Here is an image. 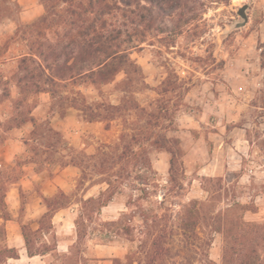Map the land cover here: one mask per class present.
Wrapping results in <instances>:
<instances>
[{"label":"rangeland","instance_id":"1","mask_svg":"<svg viewBox=\"0 0 264 264\" xmlns=\"http://www.w3.org/2000/svg\"><path fill=\"white\" fill-rule=\"evenodd\" d=\"M245 4L252 20L232 30ZM47 5L0 0V167L18 169L27 192L7 191L14 220L0 250L20 260L0 264H147L161 231L158 264H201L207 253L222 264L216 217L234 224L239 264H264V44L253 35L264 33V0H145L115 12L110 23L130 36L107 84L56 76L69 77L75 32L59 22L64 4ZM35 173L57 179L69 206L42 239L51 254L29 260L16 220L36 229L46 211ZM195 201L208 219L183 230Z\"/></svg>","mask_w":264,"mask_h":264},{"label":"trees","instance_id":"2","mask_svg":"<svg viewBox=\"0 0 264 264\" xmlns=\"http://www.w3.org/2000/svg\"><path fill=\"white\" fill-rule=\"evenodd\" d=\"M46 5L64 4L66 7L64 12L59 15L60 24L74 31L66 46V58L64 67L67 75L57 73L61 80H88L93 84H107L114 80L119 73L124 62L127 60L125 51L121 50V41L124 36L129 37L130 33L127 29L116 27L110 23V16L115 12L122 11L125 15L130 12V7L136 2L140 6L141 1L145 0H41ZM48 5L46 6L47 13ZM46 16L42 17L39 22H43ZM126 24V23H125ZM124 24V26H126ZM34 26V25H33ZM264 67V66H263ZM57 78V77H56ZM170 159L171 172L174 168L173 153ZM22 178V173L18 169H8L0 167V228L5 233V224L14 220L7 204V191L15 184H18ZM208 180V179H207ZM209 179L208 181H211ZM21 197L25 193L20 190ZM43 204L46 212L41 216L38 226L33 229L30 225L25 224L22 218L16 220L21 230L25 242V248L29 257L45 255L52 248L51 245L42 241L43 237L51 231V218L53 214L61 209L68 208L69 196L59 191L53 197L42 196ZM203 203L195 201L183 213L181 228H197L200 221L206 220L207 215L201 210ZM25 203L22 201L20 214L24 210ZM105 206V205H103ZM213 219V218H212ZM217 225L212 224L214 232L220 233L224 238V249L222 255V264H239L236 254V245L230 243L233 236L234 224L222 218H214ZM246 224V223H244ZM190 226V227H189ZM255 226V225H253ZM159 233L152 244V252L149 255L147 264H158L166 255L167 248L164 245L166 236ZM166 232V231H165ZM166 234V233H165ZM212 245V240L207 244L208 249ZM235 253V254H234ZM4 259L6 263L9 259H19L17 249H10L8 246L0 250V260ZM113 264H122L120 258L113 259ZM201 264H217L210 259L208 253Z\"/></svg>","mask_w":264,"mask_h":264},{"label":"crops","instance_id":"3","mask_svg":"<svg viewBox=\"0 0 264 264\" xmlns=\"http://www.w3.org/2000/svg\"><path fill=\"white\" fill-rule=\"evenodd\" d=\"M248 17H249V14H248ZM249 20H252V17H251V19H249ZM261 26H263L264 27V20H263V23L262 24H260ZM260 32H261V36H263V40L261 41V43H263L264 44V33H262L263 32V30H261V31H257L256 30V32H254V34L253 35H256V36H258V34H260ZM252 35V36H253ZM262 70H263V74H260L259 75V77H257V78H262V79H264V67H262L261 68ZM71 166H66V168H64L63 169V171H66L67 172V170H69V168H70ZM22 180V178L20 179V181ZM69 180H71V178L70 179H68V181ZM20 181H19V183L18 184H15V186L16 185H18V187H19V194H20V190H22L25 194H27V192L25 191V187H22L23 185H21L20 184ZM54 182H57V184H54ZM30 183L31 184H41L42 185V188H41V194H40V199L42 200V196H44V197H53V196H55L59 191H62V192H64L67 196H69V192L68 191H65L64 189H63V186L61 187V185H60V183L57 181V179H55V178H51V177H47V176H44L43 174H40V173H35L34 174V176H32V180H30ZM59 186V187H58ZM21 196V195H20ZM45 207V206H44ZM46 209V208H45ZM66 209V208H65ZM61 210H63V209H61ZM61 210H59V211H61ZM46 212V211H45ZM44 212V213H45ZM43 213V214H44ZM55 213H58V211L57 212H55ZM54 213V214H55ZM23 237V236H22ZM24 240V239H23ZM67 246V249L69 250V246L68 245H66ZM24 248H25V242H24ZM25 250H26V248H25ZM25 254H26V256H27V258L29 259V260H34L35 258H45L46 256H49L50 254H51V251L49 252V253H47V254H45V255H38V256H34V257H29V255H28V252H27V250L25 251ZM22 257H23V255H21ZM115 258H120V257H117V256H115V257H112V259H110L109 260V264H113V259H115ZM13 260H16V261H18V260H20V256H19V259H13Z\"/></svg>","mask_w":264,"mask_h":264},{"label":"water","instance_id":"4","mask_svg":"<svg viewBox=\"0 0 264 264\" xmlns=\"http://www.w3.org/2000/svg\"><path fill=\"white\" fill-rule=\"evenodd\" d=\"M248 5L245 4L242 7H240L237 11L238 16L241 18L242 21L236 22L234 25L231 26L232 30H237L245 27L249 21L248 17Z\"/></svg>","mask_w":264,"mask_h":264},{"label":"bare ground","instance_id":"5","mask_svg":"<svg viewBox=\"0 0 264 264\" xmlns=\"http://www.w3.org/2000/svg\"><path fill=\"white\" fill-rule=\"evenodd\" d=\"M241 1H245V0H241Z\"/></svg>","mask_w":264,"mask_h":264}]
</instances>
